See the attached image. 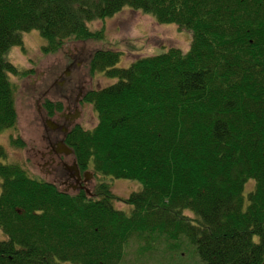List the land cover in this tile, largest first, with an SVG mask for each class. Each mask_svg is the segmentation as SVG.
Masks as SVG:
<instances>
[{"label": "trees", "instance_id": "16d2710c", "mask_svg": "<svg viewBox=\"0 0 264 264\" xmlns=\"http://www.w3.org/2000/svg\"><path fill=\"white\" fill-rule=\"evenodd\" d=\"M123 7L188 31V48L125 66L115 65L118 51H92L87 73L113 81L82 92L96 122L70 127L64 143L93 185L67 192L0 163V264H120L131 242L141 253L161 242L173 254L186 241L201 264H260L264 0H0V132L17 120L8 75L31 72L5 57L22 33L36 30L41 51L53 53L66 41L101 38L88 22ZM105 178L139 184L120 199L128 211L113 205Z\"/></svg>", "mask_w": 264, "mask_h": 264}, {"label": "rangeland", "instance_id": "374dc122", "mask_svg": "<svg viewBox=\"0 0 264 264\" xmlns=\"http://www.w3.org/2000/svg\"><path fill=\"white\" fill-rule=\"evenodd\" d=\"M91 30H100L101 38L83 41H66L61 48L53 53H43L41 46L44 44L36 30L22 33L21 45L11 46L6 54V59L18 71L28 72L26 75L9 74V80L14 85V104L17 120L12 128L0 132V148L2 156L0 163H16L33 177L54 182L59 189L72 192L61 184L60 175L50 172L51 165L45 149L44 117L41 115L37 104H40L41 93L45 84L66 68L70 59L73 66L66 69L77 80L78 88L72 91L73 96L78 89L83 92L87 88L100 87L109 84L113 79L107 78L101 72L90 76L86 71V59L97 48H108L120 52L116 66H125L133 59L152 55L169 47H177L182 51L188 48L190 34L180 29L173 23H158L151 16L128 7H123L116 13L103 19L88 22ZM56 88L45 93L44 98L54 99ZM78 110V109H77ZM64 113H67L64 112ZM78 117V116H77ZM79 124L91 128L95 122V113L89 104L81 106L78 117ZM19 138L23 144L20 146L12 140ZM42 154V155H41ZM70 160V158H69ZM109 183L110 191L115 196L113 205L116 208L129 210V206L120 201L131 191L137 190L139 184L133 180L105 178ZM93 180L87 191L91 189ZM253 186V181L248 179L243 186V194ZM5 236L0 231V239ZM151 250L139 252L134 243L125 246L124 255L120 264H201L194 254L193 247L184 243L173 254L166 249L163 243H155Z\"/></svg>", "mask_w": 264, "mask_h": 264}, {"label": "flooded vegetation", "instance_id": "af4514ba", "mask_svg": "<svg viewBox=\"0 0 264 264\" xmlns=\"http://www.w3.org/2000/svg\"><path fill=\"white\" fill-rule=\"evenodd\" d=\"M72 66L73 63L70 59V62L68 61L66 64V68ZM66 68L62 74L56 75L48 84L44 83L47 90L41 93L42 100L40 104H37V108L44 117L45 149L49 157V164L51 165L50 172L63 177L61 184L66 187L65 190L71 189L72 192L84 190L87 193V187L89 188L91 179L93 180L92 174L87 169L78 168L70 147L64 143L65 134L70 127L80 125L78 117L81 106L84 104L81 101L82 92L79 89L75 96H73L72 91L74 88H78V83H76L77 80L74 79L72 73ZM52 88H56L54 94L57 98H44L45 93L52 90ZM44 100L58 102L60 108H53L49 111L42 106ZM66 111L67 113H64ZM261 263L264 264V260Z\"/></svg>", "mask_w": 264, "mask_h": 264}, {"label": "water", "instance_id": "95a60500", "mask_svg": "<svg viewBox=\"0 0 264 264\" xmlns=\"http://www.w3.org/2000/svg\"><path fill=\"white\" fill-rule=\"evenodd\" d=\"M64 146V145H63ZM67 151V150H66ZM87 194H88V192H87ZM261 264H263V263H261Z\"/></svg>", "mask_w": 264, "mask_h": 264}]
</instances>
